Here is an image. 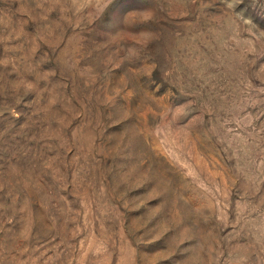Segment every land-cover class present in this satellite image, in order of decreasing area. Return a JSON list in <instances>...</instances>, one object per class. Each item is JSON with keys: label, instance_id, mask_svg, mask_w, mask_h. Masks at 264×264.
I'll return each mask as SVG.
<instances>
[{"label": "rangeland", "instance_id": "374dc122", "mask_svg": "<svg viewBox=\"0 0 264 264\" xmlns=\"http://www.w3.org/2000/svg\"><path fill=\"white\" fill-rule=\"evenodd\" d=\"M0 264H264V0H0Z\"/></svg>", "mask_w": 264, "mask_h": 264}]
</instances>
